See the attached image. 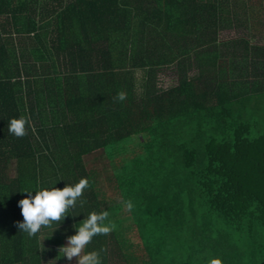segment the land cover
Returning <instances> with one entry per match:
<instances>
[{"label":"trees","instance_id":"1","mask_svg":"<svg viewBox=\"0 0 264 264\" xmlns=\"http://www.w3.org/2000/svg\"><path fill=\"white\" fill-rule=\"evenodd\" d=\"M256 1L0 0V264L103 210L102 264H264V44L223 37L264 41ZM81 178L83 206L19 230L25 191Z\"/></svg>","mask_w":264,"mask_h":264},{"label":"clouds","instance_id":"2","mask_svg":"<svg viewBox=\"0 0 264 264\" xmlns=\"http://www.w3.org/2000/svg\"><path fill=\"white\" fill-rule=\"evenodd\" d=\"M127 98L124 91L117 93L114 98L117 101H124ZM29 120L25 116L12 118L8 122V133L17 138L28 135ZM89 187L87 178H81L76 184H66L62 189L57 187L38 188L36 191H25L26 198L18 202L21 210L23 222H16L20 231L26 233L29 237H35L42 228H51L53 223L61 224L68 216L69 209L76 207L77 201L83 195L86 188ZM86 201L80 200L81 206ZM128 211L133 208V203L124 202ZM110 213L107 210L101 212L91 211L78 225H73L75 235L67 236L65 245L57 249L60 257L67 261L75 260V264H102L101 252H85L93 237L97 235H108L116 229V224L110 221ZM107 221V223H106ZM209 264H222L219 258H212Z\"/></svg>","mask_w":264,"mask_h":264},{"label":"crops","instance_id":"3","mask_svg":"<svg viewBox=\"0 0 264 264\" xmlns=\"http://www.w3.org/2000/svg\"><path fill=\"white\" fill-rule=\"evenodd\" d=\"M261 2H259L258 8L264 10L263 4H261ZM258 8H257V10H259ZM255 16H256V18L257 17L264 18V16L261 14L260 15H254V17ZM48 238H49V236H44L43 240L40 243L43 264H48V260L50 262H52L53 264H75V261L69 262V261H67L66 258H62V257L58 256L59 253H58L57 249L59 247L65 245L66 240H65L64 244L60 245V244H56L55 242H53L52 239H50V238L48 239ZM0 261H1V259H0Z\"/></svg>","mask_w":264,"mask_h":264},{"label":"rangeland","instance_id":"4","mask_svg":"<svg viewBox=\"0 0 264 264\" xmlns=\"http://www.w3.org/2000/svg\"><path fill=\"white\" fill-rule=\"evenodd\" d=\"M259 2H261V0L256 1V3H259ZM254 18L256 19V16ZM261 33H262V31L260 29H259V31L258 30L247 31V30L240 29V30H236V31H232V32H226L223 37H224V39H229V38H235V37H241V36H248V34H249L251 37L256 36L255 40L253 38H251L254 43L264 44V41H260L261 39H259ZM168 76L169 77H165V80L166 81L170 80V82H171L174 79V77L171 75H168ZM74 261L75 260H73L71 262H74ZM42 264H43V262H42ZM48 264H53V263L48 260Z\"/></svg>","mask_w":264,"mask_h":264}]
</instances>
